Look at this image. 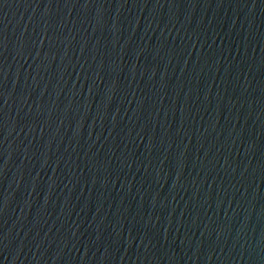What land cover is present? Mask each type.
<instances>
[{"label": "water", "instance_id": "1", "mask_svg": "<svg viewBox=\"0 0 264 264\" xmlns=\"http://www.w3.org/2000/svg\"><path fill=\"white\" fill-rule=\"evenodd\" d=\"M0 264H264V0H0Z\"/></svg>", "mask_w": 264, "mask_h": 264}]
</instances>
